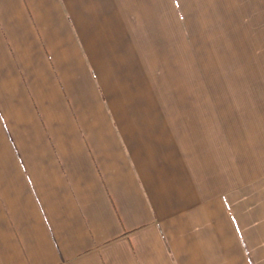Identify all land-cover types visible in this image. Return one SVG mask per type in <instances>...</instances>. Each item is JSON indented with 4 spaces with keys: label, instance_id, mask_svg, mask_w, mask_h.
<instances>
[{
    "label": "crops",
    "instance_id": "1",
    "mask_svg": "<svg viewBox=\"0 0 264 264\" xmlns=\"http://www.w3.org/2000/svg\"><path fill=\"white\" fill-rule=\"evenodd\" d=\"M155 1L0 0V264H264V0H208L234 126L164 123Z\"/></svg>",
    "mask_w": 264,
    "mask_h": 264
},
{
    "label": "rangeland",
    "instance_id": "2",
    "mask_svg": "<svg viewBox=\"0 0 264 264\" xmlns=\"http://www.w3.org/2000/svg\"><path fill=\"white\" fill-rule=\"evenodd\" d=\"M165 1L156 0L155 3L157 9L161 11L163 27L167 29L171 24V19ZM181 1L190 22L192 23V19L194 21L195 33L191 34L195 47L194 57L192 59L191 51L186 46L188 33L181 32L184 28L189 29L191 25L179 24L178 50L173 46L171 54L168 55L176 62L175 65L170 63V68L173 78L171 83L177 90L175 94L177 99L174 97L172 100L166 99L162 91H159L164 123L234 126L240 122L237 115L241 107L240 97L237 95L239 93L236 91L237 82L233 75L234 69H232L235 66L233 62L236 57L235 36L227 33L225 37L220 38L217 26L218 17H212L214 8L208 0ZM215 10V15H217V2ZM213 20L217 23L213 24ZM223 44L226 46L224 47L226 52H222ZM207 73L208 79L206 78ZM191 81L193 87H191Z\"/></svg>",
    "mask_w": 264,
    "mask_h": 264
}]
</instances>
